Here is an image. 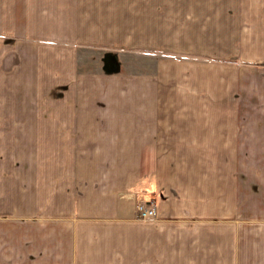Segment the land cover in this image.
<instances>
[{"label": "crops", "instance_id": "1", "mask_svg": "<svg viewBox=\"0 0 264 264\" xmlns=\"http://www.w3.org/2000/svg\"><path fill=\"white\" fill-rule=\"evenodd\" d=\"M260 55L264 0H0V264H264Z\"/></svg>", "mask_w": 264, "mask_h": 264}, {"label": "rangeland", "instance_id": "2", "mask_svg": "<svg viewBox=\"0 0 264 264\" xmlns=\"http://www.w3.org/2000/svg\"><path fill=\"white\" fill-rule=\"evenodd\" d=\"M218 57H220V56H218ZM226 59L228 60V62L229 63H232V64H236V63H239L240 62V60H238V59H240V56L238 55V54H234L233 53V50H232V52L231 53H229V54H227L226 56ZM260 57H264V55H260ZM194 60H197V61H199V62H201V61H206L205 59L206 58H201V57H198V58H193ZM105 60H109V56H106L105 57ZM112 61H108V63H107V61H105V66H107V64H109V66H112V67H114L115 66V64H113V63H111ZM113 62H115V61H113ZM216 62L217 61H215V64H216ZM225 63V62H224ZM112 64V65H111ZM261 65L263 66V69H264V60H262L261 61ZM215 68H216V70H215V75H216V77H222L223 76V74H225V72H226V69H224V65L222 66L221 65V63H219V64H216L215 65ZM209 70V71H208ZM230 71H232V73L234 72V71H237V67H232L231 69H230ZM202 72H205V73H208V74H211L213 71H212V69H204V70H200V73H202Z\"/></svg>", "mask_w": 264, "mask_h": 264}, {"label": "built area", "instance_id": "3", "mask_svg": "<svg viewBox=\"0 0 264 264\" xmlns=\"http://www.w3.org/2000/svg\"><path fill=\"white\" fill-rule=\"evenodd\" d=\"M156 207L153 200H140L136 204V216L140 219H150L155 217Z\"/></svg>", "mask_w": 264, "mask_h": 264}]
</instances>
